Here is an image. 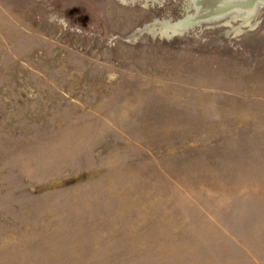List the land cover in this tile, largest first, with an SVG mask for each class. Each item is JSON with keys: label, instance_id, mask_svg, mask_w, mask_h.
Wrapping results in <instances>:
<instances>
[{"label": "rangeland", "instance_id": "obj_1", "mask_svg": "<svg viewBox=\"0 0 264 264\" xmlns=\"http://www.w3.org/2000/svg\"><path fill=\"white\" fill-rule=\"evenodd\" d=\"M185 3L0 0V264H264V10Z\"/></svg>", "mask_w": 264, "mask_h": 264}, {"label": "bare ground", "instance_id": "obj_2", "mask_svg": "<svg viewBox=\"0 0 264 264\" xmlns=\"http://www.w3.org/2000/svg\"><path fill=\"white\" fill-rule=\"evenodd\" d=\"M184 5V4H183ZM185 9L193 10L184 19L179 20L172 28H167L174 34L184 32L202 23L224 21L228 18L239 20L249 25L264 10V0H186Z\"/></svg>", "mask_w": 264, "mask_h": 264}]
</instances>
